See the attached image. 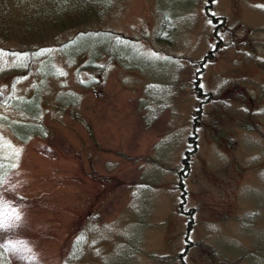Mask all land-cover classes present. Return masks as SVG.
Segmentation results:
<instances>
[{
  "label": "rangeland",
  "instance_id": "1",
  "mask_svg": "<svg viewBox=\"0 0 264 264\" xmlns=\"http://www.w3.org/2000/svg\"><path fill=\"white\" fill-rule=\"evenodd\" d=\"M110 2L45 41L98 30L41 62L61 72L39 92L46 136L19 141L0 108V211L19 216L0 264H264V0ZM26 44L1 40L0 96L33 94L35 63L11 56Z\"/></svg>",
  "mask_w": 264,
  "mask_h": 264
},
{
  "label": "trees",
  "instance_id": "2",
  "mask_svg": "<svg viewBox=\"0 0 264 264\" xmlns=\"http://www.w3.org/2000/svg\"><path fill=\"white\" fill-rule=\"evenodd\" d=\"M110 3V0H0V44L2 39H8L9 37L19 38L21 41L29 44L28 47L23 48L21 51H17V53L11 56L15 58L17 63L22 62V58H25V60L27 58L34 62V75L37 77V81L33 86V94L30 96L13 94V91H5V93L0 96V108H9L16 113L17 119L7 121L8 123L5 125L16 139L25 142L32 136H46L47 129L41 118V110L43 108L42 101L46 99V94L39 92L46 81L50 80L49 78L61 79V72H59V69L57 70L54 68L49 75H45L46 77H41L40 74L47 68V62L54 54L56 57L61 58L64 54H67V47L70 46L72 42H75L77 37L87 35L88 33L90 35L98 30H88L86 32L84 30H78L76 31V36L72 39L73 41L61 42L58 44L57 50H52V53L50 52V50L53 49L51 46L52 44L50 41H45L51 40L52 42V38L55 37L58 32L80 29V27L84 25L88 26L89 23L97 21V19L108 12L111 6ZM17 10H19V17L16 19L14 17V11ZM90 36L94 38V35ZM158 38H160L159 35ZM86 51V48H79L75 52L74 57L77 58V56L83 55ZM100 55L103 54L100 51H96L93 57L94 60H86L76 68V83L80 87H89L97 83V78L95 76H90L87 79L81 78L82 74L80 75V71L90 68L96 70V73H100L98 62L95 61ZM44 60L47 62L42 65L41 62ZM1 66V71H3L5 65ZM15 69L19 70L12 72L10 69L13 76L12 82L23 79L27 74L26 71H31L30 69H26L23 72L22 69L17 67H15ZM9 86H13V84L10 83L8 87ZM195 89L198 90L196 87ZM66 92L72 99L70 98L71 100L58 110L63 111L66 108L71 110L73 108L72 111L76 112L77 110L74 111L78 101L76 91L69 89ZM199 97L206 101L209 96L201 93ZM214 100L215 98L213 97V101ZM29 103L31 105L34 103V105H32V107L28 106L27 104ZM188 139L191 140L190 137ZM190 150L193 149L191 148ZM0 166H2L0 167V173H2L4 177L6 165L1 159ZM1 183L2 182H0V186Z\"/></svg>",
  "mask_w": 264,
  "mask_h": 264
},
{
  "label": "snow or ice",
  "instance_id": "3",
  "mask_svg": "<svg viewBox=\"0 0 264 264\" xmlns=\"http://www.w3.org/2000/svg\"><path fill=\"white\" fill-rule=\"evenodd\" d=\"M0 167H2V166H0ZM2 180H3V175H2V173H0V182H2ZM2 208H3V202H0V209H2ZM11 219L18 220L19 216L16 214H13L12 217H8L6 213H4L3 211H0V230L7 229L8 227L11 226V224H10ZM9 246L15 248V245H13V244H10ZM0 247H3V246L0 245ZM21 258L26 259V260H34L33 256H22Z\"/></svg>",
  "mask_w": 264,
  "mask_h": 264
}]
</instances>
